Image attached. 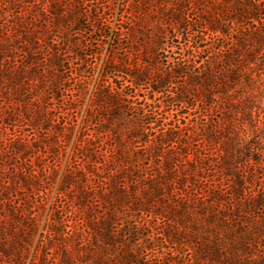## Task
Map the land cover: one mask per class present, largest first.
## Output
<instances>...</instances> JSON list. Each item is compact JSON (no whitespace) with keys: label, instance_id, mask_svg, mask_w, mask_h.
Segmentation results:
<instances>
[{"label":"trees","instance_id":"16d2710c","mask_svg":"<svg viewBox=\"0 0 264 264\" xmlns=\"http://www.w3.org/2000/svg\"><path fill=\"white\" fill-rule=\"evenodd\" d=\"M99 1L0 0V264H264V0Z\"/></svg>","mask_w":264,"mask_h":264},{"label":"rangeland","instance_id":"374dc122","mask_svg":"<svg viewBox=\"0 0 264 264\" xmlns=\"http://www.w3.org/2000/svg\"><path fill=\"white\" fill-rule=\"evenodd\" d=\"M98 3L95 2V5L96 6L98 5V7L102 6L101 4H104V5H107L110 7L109 10H105V12H106L105 18H108L111 20L112 31L115 30L116 28H118L120 26V24L124 25V24H122V22H120V17L122 18V16H123V18H124V16L126 15V8H125L124 0H102V1L100 0ZM125 27H127L126 24H125ZM78 29L82 30L81 32H79L78 36L76 37L78 41H85V40L90 41L91 39L95 41V40L99 39L100 34H92L91 31H93L94 28L92 26H90L89 24H86V22H82V24H80L78 26ZM93 44H94V46L85 50L83 52V55H91L92 52L97 51L98 47L95 45V42H93ZM111 44H113V43H112V38L110 37V38H108V40L105 43L104 49L102 50L101 57L96 61V69L94 71H92V73L90 74V77L92 76L91 84L89 86V90L87 92V95H86V97L82 103L81 108H80V116L78 118L76 128L71 135V139L67 144V148H66L65 152L59 158V168H58L57 176L55 178L52 196L55 195L57 188L59 186V183L61 181L62 175L64 174L68 163L71 162V158L73 156L76 140L79 137V133H80V129L82 127L84 116L87 112V109L91 105V98H92L93 92L96 88L97 82L101 76L104 62L106 61V59L110 55V45ZM82 68L86 69L87 66L85 64H82ZM48 143H50V141H48ZM54 157L55 156L53 153H49L48 158H47V162L48 163L52 162ZM44 220L42 222V227L44 224Z\"/></svg>","mask_w":264,"mask_h":264}]
</instances>
